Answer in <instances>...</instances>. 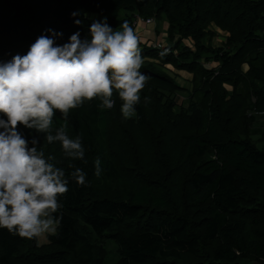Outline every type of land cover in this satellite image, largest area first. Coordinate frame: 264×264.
Instances as JSON below:
<instances>
[{
  "label": "trees",
  "instance_id": "obj_1",
  "mask_svg": "<svg viewBox=\"0 0 264 264\" xmlns=\"http://www.w3.org/2000/svg\"><path fill=\"white\" fill-rule=\"evenodd\" d=\"M89 14L113 29L127 21L135 30L137 17L168 22L169 54L140 40L142 58L194 74L193 92L182 102L186 89L147 67L155 75L146 74L134 117L124 119L115 90L112 109L95 98L70 110L66 130L82 137L84 160L40 143L87 182L70 180L59 197L63 219L48 245L0 229V264H108L100 239L117 244V264H264V0H0V62L26 54L47 29L63 33L58 44L77 31L90 39ZM212 26L230 34L224 46L210 43ZM176 36L198 51L185 53ZM64 123L57 113L53 130Z\"/></svg>",
  "mask_w": 264,
  "mask_h": 264
},
{
  "label": "clouds",
  "instance_id": "obj_2",
  "mask_svg": "<svg viewBox=\"0 0 264 264\" xmlns=\"http://www.w3.org/2000/svg\"><path fill=\"white\" fill-rule=\"evenodd\" d=\"M80 15L72 13L77 25L83 24ZM46 33L26 54L0 62V229L28 239L56 233L63 219L57 214L63 206L59 197L69 191L70 180L80 186L87 182L82 168L66 173L58 167L61 161L46 154L40 137L48 145L59 143L63 157L84 160L82 137L71 138L66 130L70 110L95 98L101 108L112 109L115 90L123 101L122 116L130 119L147 79L140 71V36L127 21L113 29L107 17L95 20L90 39L77 31L64 44L56 42L62 32ZM57 113L65 123L53 130ZM21 126L37 135L29 141ZM101 174L97 159L95 175Z\"/></svg>",
  "mask_w": 264,
  "mask_h": 264
},
{
  "label": "rangeland",
  "instance_id": "obj_3",
  "mask_svg": "<svg viewBox=\"0 0 264 264\" xmlns=\"http://www.w3.org/2000/svg\"><path fill=\"white\" fill-rule=\"evenodd\" d=\"M88 16L94 20H103V18L101 16H98V15L89 14ZM151 19H153V23L147 24V23H145L146 20H143L142 18L137 17L136 22L134 24L135 30L137 28H139L141 25L142 26L144 25L147 29L140 36V40H141L142 45L152 47L153 49L158 48V49L164 50L166 52V54H169V47L171 44H170L168 33H167L168 27H169L168 22L161 21V20L158 21L156 18H151ZM157 30H159L160 34H157ZM206 34H207V38L210 40V43H211V40L214 41L215 48L224 46L227 42L226 41L227 37L230 36L229 33L222 31L221 29H219L216 26H212L211 28H209L206 31ZM209 40H207V43L209 42ZM178 43H182V49L184 50L185 53L188 51H192V52L198 51L196 42L193 39H188V38L182 39L181 36H176V38L174 40V44H178ZM160 46H162V47H160ZM178 52H180V50ZM178 52H174V54L176 56H179ZM143 60H144V64L142 65L141 68L150 67L156 71L163 72L164 74H166L169 77H172L175 81H177V83L182 88L186 89V91L184 93H179L178 97H180L182 102H185L188 99V91L193 92V89H194V85H193V82L195 80L194 74H191V73L185 71L186 74L193 75V78L190 79L187 75H185L184 71L178 70L176 68V66L172 63L164 64L161 59L157 60V59H153L151 57L144 58ZM203 64H204V67L207 68L209 71H216V70H219V68H220V65L218 63H214L212 61L204 60ZM188 79L191 81H188ZM190 84L192 86H190ZM260 123H261L260 124L261 128H259V127L257 128V129H259L258 133H260L261 130L264 129V128H262V126H264V119H261ZM259 138H260V136L254 137L255 140H258ZM121 161H124V159H121ZM56 234H57V232L54 234H45L43 237L36 238L37 246L39 248H42L43 246L48 245L51 238L53 236H55ZM98 241L100 244L104 245L106 247L107 251L109 252L108 264H117L119 262V259H120L117 244L115 242L109 241L107 239H105V240L100 239Z\"/></svg>",
  "mask_w": 264,
  "mask_h": 264
},
{
  "label": "crops",
  "instance_id": "obj_4",
  "mask_svg": "<svg viewBox=\"0 0 264 264\" xmlns=\"http://www.w3.org/2000/svg\"><path fill=\"white\" fill-rule=\"evenodd\" d=\"M137 30V33H138V35L139 36H141V34H143L147 29H146V27L143 25H141L139 28H137L136 29ZM246 67V66H245ZM249 68V67H248ZM245 69V68H244ZM247 69V68H246ZM245 69V70H246ZM248 70V69H247ZM185 75H187L190 79H192L193 78V75H190V74H186V72H185ZM188 81H191V80H189L188 79ZM189 85V84H188ZM191 85V84H190Z\"/></svg>",
  "mask_w": 264,
  "mask_h": 264
},
{
  "label": "built area",
  "instance_id": "obj_5",
  "mask_svg": "<svg viewBox=\"0 0 264 264\" xmlns=\"http://www.w3.org/2000/svg\"><path fill=\"white\" fill-rule=\"evenodd\" d=\"M145 23H147V24H152V23H153V19H148V20L145 21ZM158 45H159V44H158ZM160 47H162V46H160Z\"/></svg>",
  "mask_w": 264,
  "mask_h": 264
},
{
  "label": "water",
  "instance_id": "obj_6",
  "mask_svg": "<svg viewBox=\"0 0 264 264\" xmlns=\"http://www.w3.org/2000/svg\"><path fill=\"white\" fill-rule=\"evenodd\" d=\"M142 73H144V74H148V75H155V74H153V73H151V72H149V71H145V72H142ZM255 264H258V263H255Z\"/></svg>",
  "mask_w": 264,
  "mask_h": 264
}]
</instances>
